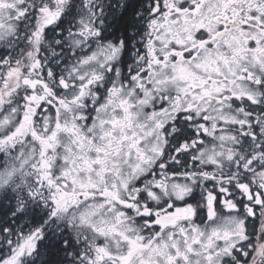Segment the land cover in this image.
I'll return each mask as SVG.
<instances>
[{"label": "snow or ice", "instance_id": "6c2138e0", "mask_svg": "<svg viewBox=\"0 0 264 264\" xmlns=\"http://www.w3.org/2000/svg\"><path fill=\"white\" fill-rule=\"evenodd\" d=\"M0 264H264V0H0Z\"/></svg>", "mask_w": 264, "mask_h": 264}]
</instances>
